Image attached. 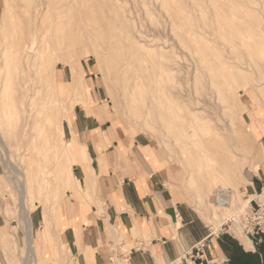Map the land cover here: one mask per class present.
<instances>
[{
  "label": "rangeland",
  "instance_id": "rangeland-1",
  "mask_svg": "<svg viewBox=\"0 0 264 264\" xmlns=\"http://www.w3.org/2000/svg\"><path fill=\"white\" fill-rule=\"evenodd\" d=\"M13 2L0 0V159L6 169L2 185L7 189L0 190V207L7 206L6 215L18 222L23 235L32 236L33 242L35 216L45 225L44 234L50 235L73 178L72 164L85 156L67 142L65 127L71 116L62 120L61 132L59 121L76 100L91 102L92 89L102 92L114 128L128 138L148 139L175 166L189 204L212 229L218 230L225 214L213 206L215 190L236 193L239 205L250 197L249 185L264 165L260 153V145L264 148V0L252 4L248 0H71V38L51 59L56 62L57 84L42 72L41 58L26 59L17 44L5 50L7 34L15 40L19 36L11 31ZM42 3L38 0L34 5ZM111 32L122 43L137 45L139 71L131 92L114 76L113 58L97 39L100 34L110 37ZM81 78L89 87L84 95L79 90ZM74 88L78 90L72 94ZM70 145L73 156L80 152L74 157L77 162L65 153ZM198 150L206 158L216 153L217 175H225L221 162L232 161L247 181L207 188L204 182L215 172L191 175L198 163L190 160ZM246 218H257L251 205L228 221L234 224L227 222L220 230L246 236ZM15 235L6 248L11 263L24 264L27 257L30 264H43L35 243L30 250L27 237V248L23 245L20 250V236ZM20 239L24 242L23 236ZM111 259L122 264L115 255Z\"/></svg>",
  "mask_w": 264,
  "mask_h": 264
},
{
  "label": "crops",
  "instance_id": "crops-1",
  "mask_svg": "<svg viewBox=\"0 0 264 264\" xmlns=\"http://www.w3.org/2000/svg\"><path fill=\"white\" fill-rule=\"evenodd\" d=\"M90 98L85 106L76 105L65 127L67 142L85 156L72 168L50 235L44 234L39 216L32 217L33 243L43 264H113V255L122 264H184L183 256L202 242L207 264H264V235L212 229L189 204L178 181L180 172L156 145L114 128L101 91L92 89ZM5 176L0 159V190H7ZM260 186L264 165L249 185L250 197ZM7 211V206L0 207V264H12L6 248L15 233L20 250L27 248V235ZM26 259L24 264H30Z\"/></svg>",
  "mask_w": 264,
  "mask_h": 264
},
{
  "label": "bare ground",
  "instance_id": "bare-ground-1",
  "mask_svg": "<svg viewBox=\"0 0 264 264\" xmlns=\"http://www.w3.org/2000/svg\"><path fill=\"white\" fill-rule=\"evenodd\" d=\"M37 1L38 0H14L13 5L10 8L12 25L14 27V28L12 27L11 31L14 32V30H15L19 34V36L15 40V37L13 36V34H7V36L4 39V48H5V50H8L9 48L13 47V45L16 46V44H17V46H19V49H20L22 55L26 59L31 60V61H35L37 58H41L42 63H41L40 67H41L42 72L47 75L48 79L52 78L54 80V82H56L57 81L56 75H55V63L56 62L52 63L51 59L53 56H55L54 53H56L58 49L63 47L64 43H66L67 40L71 38V34H70L71 33V0H43L42 4H40L39 6H36L34 4ZM247 3L252 4V3H254V0H248ZM249 12L255 13L256 11L249 9ZM97 39H98L100 45L105 46L106 50L109 51V53L111 54V56L113 58L114 76L119 80L123 89L126 92L133 91L135 89V86H136V81H137V76H138V71H139L138 62L140 60L137 45H135L133 43L126 45L125 43H122V41L119 40V38L114 34V32H111L110 37H106V36H104V34H100L97 37ZM192 68H193V66H192ZM76 81H77L76 77L73 76V83H76ZM56 84H57V82H56ZM80 86H82V88L79 89L81 91L82 95H84L85 91H87V90L89 91V87L86 85L85 80L82 78L80 80ZM63 87L65 88L64 91L67 92V87H65L64 85H63ZM55 88H56V86H55ZM45 90H46V88H45ZM52 90L55 91L54 89H52ZM77 90H78L77 88H74L72 90V94L75 93ZM246 94H247V92H246ZM74 97H77V96H74ZM83 103H84L83 100H80V101L76 100L74 103L71 104V108L69 109V111L68 112L66 111L65 113H63L62 118L59 121L60 132L63 131L62 120L64 118H66L68 115L72 116L76 105L81 104V106H82ZM148 105H149V103H148ZM221 112H224V111L222 110V111H220V113ZM219 126H217V127H219ZM227 127H230V126H227ZM263 128H264V126H263ZM63 135H64V133H63ZM63 135H61L62 136L61 140H63ZM67 144L68 143H66V145ZM62 146H64V141H63ZM72 146L70 145L68 147L67 151H65L63 149V147H62V149L65 151V153L66 152L71 153V150L69 148L75 147L74 145H72ZM80 151L82 152V149H80ZM69 153H67V154H69ZM79 153L80 152H78V154H76V155L78 156ZM210 153H213L210 158H208V157L206 158V156H204L205 153L202 150H198L194 154V156L192 157V159L190 161L191 162L192 161L197 162L198 166L196 167V171L191 173L192 177L194 174L198 176L201 173V171H203V170H212L213 172H215V174H216L215 177H211V179L204 182V186H206L207 188H209L215 184H220V185H223L225 187H230L233 185L236 186L242 182L247 181V179L243 176L242 173L239 172V170L235 171L234 168L237 164H235L232 161L226 162V163L225 162H221V163L218 162L224 168L225 175H217L219 168H218V166L215 165V163L217 162L216 153H214V152H210ZM260 153H261V156H264V148H263V146L261 147V145H260ZM72 154L73 153H71L70 155H72ZM76 155L74 154V156L72 155V157L70 156V158H74ZM68 157H69V155H68ZM82 158H83V156H82ZM254 158H255V155H254ZM77 159H78L77 157L74 158L73 162L74 161L77 162ZM86 162H88V161H86ZM72 165L75 166L76 164L75 165L72 164ZM223 190H228V189L224 188ZM20 191L22 192V190H20ZM23 193L24 192H22L21 194L24 196V194L26 193V190H25V193L24 194ZM23 196H22V198H23ZM25 197H27V196H25ZM255 198L263 199L264 196L257 195V196L249 197L246 200L240 201V205H239L237 202V195H236V193H234L231 196V200L229 202V205L224 206V207H217V208H222L225 212V214L223 213V215H221V217H220V221H219V225L217 226V229H220L224 224H226L228 221L232 220L233 218L240 217L243 213H245L248 209H250V202ZM23 199L26 200L25 198H23ZM20 202H22V201H20ZM262 202H264V201H262ZM23 203H24V201L21 204L23 205ZM24 205H26V202ZM213 206H216V205H213ZM21 209L23 210V208H21ZM26 209H27V207L25 208V211L28 212L27 210H29V209H27V210ZM22 210H21V213H22ZM23 215L25 216V214H23ZM170 226H172V225L170 224ZM13 237H16V236L14 235ZM31 237H28L30 242H31L30 243V250H32V245H33ZM1 239H3V238H1ZM248 244L249 243L246 242V245H248ZM1 254H3V253H1Z\"/></svg>",
  "mask_w": 264,
  "mask_h": 264
},
{
  "label": "built area",
  "instance_id": "built-area-1",
  "mask_svg": "<svg viewBox=\"0 0 264 264\" xmlns=\"http://www.w3.org/2000/svg\"><path fill=\"white\" fill-rule=\"evenodd\" d=\"M263 193H264V187L262 188L260 195H262ZM231 196L232 193L230 190L217 189L213 193L212 201L216 206L224 207L229 205ZM253 203L256 204V207H253ZM250 205L252 206L254 215L257 216V218L255 219V221L257 222L253 220L250 221L249 218H246L244 232L247 235H251V234L264 235V202L261 203L257 200H253L250 202ZM228 223L234 224L233 222H228ZM224 226L225 225H223L222 227ZM205 248H206L205 242L198 244L193 253L191 252L183 256L184 264H207Z\"/></svg>",
  "mask_w": 264,
  "mask_h": 264
}]
</instances>
